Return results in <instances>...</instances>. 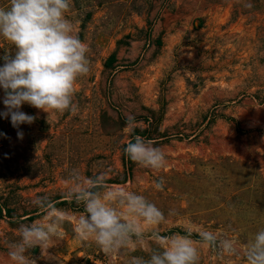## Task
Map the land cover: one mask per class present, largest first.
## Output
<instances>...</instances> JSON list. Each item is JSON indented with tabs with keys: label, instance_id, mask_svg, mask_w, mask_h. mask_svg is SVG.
I'll return each instance as SVG.
<instances>
[{
	"label": "rangeland",
	"instance_id": "374dc122",
	"mask_svg": "<svg viewBox=\"0 0 264 264\" xmlns=\"http://www.w3.org/2000/svg\"><path fill=\"white\" fill-rule=\"evenodd\" d=\"M66 16L88 48L90 71L74 84L77 111L48 116L22 105L36 117L20 125L23 139L10 117L0 118V264H9L19 226L45 214L31 203L37 196L66 216L58 243L27 253L36 264L147 258L145 246H135L110 260L78 238L83 205L65 195L73 169L84 177L106 171L111 186L145 196L164 213L161 235L183 234L189 218L246 247L264 229V0H71ZM14 51L0 37V56ZM136 135L165 150L166 168L126 157ZM229 260L247 264L242 251L221 258L212 248L201 250L199 264Z\"/></svg>",
	"mask_w": 264,
	"mask_h": 264
},
{
	"label": "clouds",
	"instance_id": "9594fccd",
	"mask_svg": "<svg viewBox=\"0 0 264 264\" xmlns=\"http://www.w3.org/2000/svg\"><path fill=\"white\" fill-rule=\"evenodd\" d=\"M70 6L71 0H9L6 7L0 6V37L15 50L14 55L0 56L4 61L0 65V90L6 109L0 111V118L10 117L20 139V125H31L36 119L21 111L22 105L43 110L48 116L78 109L73 100L74 84L90 67L87 45L66 16ZM127 126L130 131L136 127L134 117H128ZM123 152L142 168L159 171L168 166L165 150L139 135L126 143ZM107 177L106 171L84 177L73 169L65 195L83 205L82 214L76 218L78 238L100 248L110 260L132 247L145 246L147 258L132 256L128 264H199L204 248L215 249L221 258L242 251L247 264H264V229L257 231L243 249L235 238L222 237L189 218L181 222L183 234L164 236L156 230L165 220L164 213L145 196L125 186H111ZM154 187L163 190L162 177L154 181ZM31 203L45 214L19 226V239L8 245L9 264H36L27 253L35 247L46 252L63 235L66 214L47 196H37ZM148 241L155 242L156 247L147 246Z\"/></svg>",
	"mask_w": 264,
	"mask_h": 264
}]
</instances>
